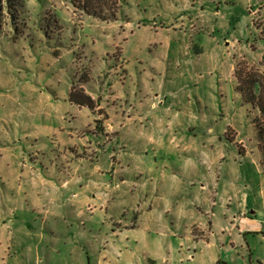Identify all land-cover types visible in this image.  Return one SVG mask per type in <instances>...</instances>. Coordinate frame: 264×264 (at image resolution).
Listing matches in <instances>:
<instances>
[{"label":"rangeland","instance_id":"1","mask_svg":"<svg viewBox=\"0 0 264 264\" xmlns=\"http://www.w3.org/2000/svg\"><path fill=\"white\" fill-rule=\"evenodd\" d=\"M237 73L264 80V0H0V264H67L82 235L111 239L106 264H169L119 243L153 219L198 239L184 264H264V132Z\"/></svg>","mask_w":264,"mask_h":264},{"label":"crops","instance_id":"2","mask_svg":"<svg viewBox=\"0 0 264 264\" xmlns=\"http://www.w3.org/2000/svg\"><path fill=\"white\" fill-rule=\"evenodd\" d=\"M164 211H166V207L164 208ZM252 212L255 213L254 211ZM245 222V218L241 219L239 222V227L244 229L243 226ZM175 225L176 224H172L171 222L169 223L165 221L164 223H162L159 220L153 219L147 224L144 223L141 226V232L138 231L140 226H135L131 229H125V232L127 234L124 235V232H122L123 236L119 237L118 240L120 244H124V240H126L127 242L131 240L133 242H136L137 238H135V236H140L144 239L148 237L150 241H155L156 246L160 251L164 252L163 261H166L169 264L171 261V264H184L185 261L195 259V256L187 257V255H184L183 252H176L178 250V237L180 239H183V237H190V234L188 232V229H186L185 233L180 234ZM199 225L202 226L203 224L199 223ZM87 236L88 235H82L81 237L77 236L73 239V241L72 238H70L69 241L64 242V245H66L64 260L67 264H74L73 261H75V259L77 260L78 264H106L108 260H111V255L107 251V249L104 253H97L99 244L102 242H107L106 245H108V240L111 241V239H109L108 237H105V239L104 237L103 239L98 238V235ZM174 239H176V242H173ZM190 239H193V237L191 236ZM193 240L198 241V239ZM181 247H183L182 244L180 245V248ZM60 251L61 249L58 250V253H60ZM185 258L186 260L184 261ZM214 261L216 264H220L222 260L219 259L218 261Z\"/></svg>","mask_w":264,"mask_h":264},{"label":"trees","instance_id":"3","mask_svg":"<svg viewBox=\"0 0 264 264\" xmlns=\"http://www.w3.org/2000/svg\"><path fill=\"white\" fill-rule=\"evenodd\" d=\"M85 6V5H84ZM261 8H263L261 6ZM86 11L88 9L85 7ZM239 86L238 91L241 94L243 100L256 108L259 112V117L256 119V125L259 127V132L262 135L264 132V128L262 126V122L264 121V80L259 81L258 79L249 80L247 76L243 74L238 75ZM78 94L71 93L72 99L76 100L79 105H87L89 107H93L94 101L90 98V96L82 94L81 98H76Z\"/></svg>","mask_w":264,"mask_h":264},{"label":"water","instance_id":"4","mask_svg":"<svg viewBox=\"0 0 264 264\" xmlns=\"http://www.w3.org/2000/svg\"><path fill=\"white\" fill-rule=\"evenodd\" d=\"M263 0H255V5H259Z\"/></svg>","mask_w":264,"mask_h":264},{"label":"clouds","instance_id":"5","mask_svg":"<svg viewBox=\"0 0 264 264\" xmlns=\"http://www.w3.org/2000/svg\"><path fill=\"white\" fill-rule=\"evenodd\" d=\"M173 179H175V177H173ZM181 211H182V206L177 208V212L178 213L181 212Z\"/></svg>","mask_w":264,"mask_h":264}]
</instances>
